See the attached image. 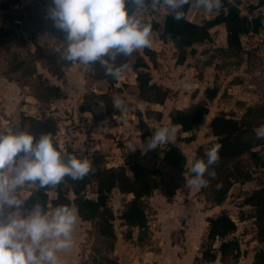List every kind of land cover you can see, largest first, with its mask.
<instances>
[{
    "label": "rangeland",
    "instance_id": "rangeland-1",
    "mask_svg": "<svg viewBox=\"0 0 264 264\" xmlns=\"http://www.w3.org/2000/svg\"><path fill=\"white\" fill-rule=\"evenodd\" d=\"M250 1L246 0L245 3H241V10L244 13L250 12V8L253 6ZM49 7L50 0H0L1 116H4L6 120L11 122L10 127L14 130H23L20 125L22 114L32 115L37 118L49 115L54 116L59 121L57 137L63 149L70 142L63 140V136L65 135L64 130L72 128L76 132L77 150L84 158L91 160L95 153L101 152L105 155L108 166L122 165L127 155H124V151L122 152L120 147L123 146L124 141L129 140V137H134L136 131L140 132L137 126L138 114L136 112L138 110L144 113V118L147 119L152 132L161 126H174L172 123V125L168 123V120L160 122L164 120L163 117L158 118L154 113L146 117L145 111L151 108L144 101L138 100V88H136L134 81L137 72L135 69V72L132 70V64L136 57L134 53L131 54L129 68L124 71L128 84L121 82L118 90L123 92L114 98L121 101L120 107H122L125 114H121L120 116V114L107 113L104 105L101 103L93 105V112H80L78 106L84 100L85 95L93 92L90 87L95 78L89 71V65L79 62H73L65 66L63 79H58L49 71L48 67H54L58 62V55L60 53L57 52V49H62L65 46L57 37L58 28L55 27L51 18L46 14ZM163 13V10L154 9L149 5L142 13L137 12V15L144 22L152 24L154 21L163 20ZM213 15H215L214 11L198 10L193 4L188 11V17L194 20H197L195 18L197 17L199 22ZM161 29L160 27L157 30H152L150 46L157 49L162 57L161 65H163L164 69L167 67L165 70L167 76H176L174 72L176 64L174 61L177 55L176 46L171 41H163L161 39ZM219 31H221L220 28L211 29L212 40L204 44H197L198 49H201L204 54L199 57L200 61L198 62L197 69L201 68V66L204 68L206 65L218 60V66L222 68L221 70L229 71H226V76L224 75L225 72H223L222 75L224 77L221 79L222 83L228 86L238 80V77L234 76L231 82L229 77H227L228 74L232 73L231 70L233 72L236 69L240 70L242 60L245 59L248 67H252L255 70L259 68L257 70L263 76L264 50L260 49V45L257 43V46H254L256 45L255 40L246 39L245 43L248 49L245 50V55L241 53L238 56L230 57L220 50V48H216L217 46L213 47L214 42L218 40L215 41L214 35ZM259 43H262L264 47V42L259 41ZM143 50L144 48H141L134 52L143 54ZM33 55L40 60L30 61ZM146 59L149 60L147 56ZM19 61H23V65L17 70H12L15 65L14 63ZM33 66H36L37 73L45 77L50 84L59 83L61 87L62 85L64 86V91L67 93L66 97H68L67 99L65 98L67 102H59L58 108L56 107V116L54 115L55 113H52L54 110L51 109V103H43L35 97L34 88L39 76L37 73L31 74V72H28V67L33 68ZM156 67H153L150 61V72ZM202 74L203 70H200V75L203 77L205 74ZM212 74L211 71L209 75ZM259 74H254V76L258 77ZM153 78L154 76H152ZM172 80H168V84L171 85ZM214 85L216 84L214 83ZM112 86L110 90L114 89V92H120L114 88V85ZM123 87H125V90H123ZM223 96H229L228 91L224 92ZM166 101L162 108L165 111L166 109L168 111L169 108H174L176 105H184L181 102L175 101L174 105L173 102ZM2 102L6 103L2 104ZM93 102L95 103V101ZM235 104L240 106L241 109L243 108L242 103ZM230 112L234 115H240L238 110ZM166 113L168 114V112ZM244 113L240 115V118H242ZM64 119L68 122H62ZM261 125L256 127V130ZM125 132L129 134L128 138L124 137ZM95 133L100 137L99 148H94L95 144H93V141H95V138L93 136ZM192 133H195L194 130L188 132L183 137L181 136V131L176 130L173 137L179 142V145L181 144L180 147L187 155L188 169H190L192 162L191 156L196 155L198 148H209L214 143L213 141H207L208 143H204V145L209 144L207 147L203 144L196 147L191 142L196 138L195 134ZM190 137H193V139L189 140ZM165 145L166 143L161 144V146ZM261 147L258 146V149ZM262 149L263 157L264 145ZM240 160L244 164L252 166V169H255V171L260 169L259 166H256L250 160L248 155L243 156ZM126 170L131 174L129 165H126ZM252 175V178L245 181V183L235 182L230 188L225 201L220 205H213L208 201L207 192H205L208 190V187L202 190L201 186L186 184V186L177 191L171 202H168L159 192L154 194L151 199H146L149 231L143 242L138 240L139 228L125 226L123 220L120 218L128 202L127 196L120 194L118 190H114L109 202L115 214L114 227L116 240L114 248L110 249L108 242L98 235L94 222L82 220L78 215L77 223L73 230V247L60 251L58 255L62 260V264H119L117 259H121L120 264H133V262L135 264H238L240 261L242 262L239 264H252L257 250L256 245L261 243L256 239V225L252 217L254 208L245 203V198L253 189L264 186L262 168L260 171L252 173ZM187 177H189V174H187ZM21 188L26 189L25 193H27V189L34 190L36 186L26 183ZM56 188L57 185H50L48 190L50 198L57 196ZM85 193L90 198L96 197V184L93 181L88 184ZM73 196L71 192L70 197L73 198ZM49 205L48 210L55 207L52 204ZM72 206L76 208L75 205ZM221 211L228 212L237 223V230L233 235L240 240L243 252L238 261L228 259L223 263L220 257L212 261L203 257L204 250L218 247L219 245V241L212 243L207 238V218ZM129 229L132 230V238L127 237Z\"/></svg>",
    "mask_w": 264,
    "mask_h": 264
},
{
    "label": "trees",
    "instance_id": "trees-1",
    "mask_svg": "<svg viewBox=\"0 0 264 264\" xmlns=\"http://www.w3.org/2000/svg\"><path fill=\"white\" fill-rule=\"evenodd\" d=\"M256 6L264 5V0H257ZM242 0H223L219 11L212 10L215 15L205 18L203 21H195L188 18V11L192 3L184 5V15L180 20L173 18V13L165 15L160 32L163 41H171L176 46V63L183 64L189 54L197 52L196 45L204 44L212 40L211 29L216 25H224L227 32V46L220 48L228 56H238L245 52L242 36L251 32H259L263 26L260 16L249 17L243 13L240 5ZM152 30L160 28V23L154 21ZM58 39L65 45V33L58 29ZM39 52V50H37ZM143 54L133 52L135 60L132 67L136 70L138 100L164 104L169 90L152 80L150 64L146 56L151 61L153 67L158 64L157 52L150 46L144 47ZM34 54V53H33ZM58 62L54 67H48L49 71L58 79H63L65 66L76 61H65L58 55ZM130 56L119 55L115 63L117 65L130 64ZM38 59L31 57L30 61ZM40 60V59H38ZM12 70H17L23 65V61L14 63ZM91 75L97 79H106L109 85H114L118 78L114 79L105 74L104 67L99 62L88 64ZM31 74L37 73L36 66L28 67ZM35 85V97L46 104L65 97L62 88L57 84H50L40 73ZM122 75V74H121ZM216 85L207 87L204 90V98L197 103L190 104L185 108L173 109L169 116L171 123L178 125V131L189 132L199 127L203 118L209 112V104L217 95ZM95 101V103L93 102ZM103 104L107 113L120 114V109L113 101L108 92H91L85 95L84 100L79 104L80 112H93L94 104ZM138 115L137 126L140 130L142 141L152 134L149 123L144 118L141 110ZM154 113L158 118L162 117L160 111L147 109L146 117ZM264 124V104H254L247 107L242 118L238 119L225 111L218 112L210 122V128L216 137L214 143L220 144L219 159L211 167L215 170L214 177H207L206 186H201L205 191L208 201L213 205L222 204L235 182L245 183L252 178V166L244 164L240 159L248 155L250 160L262 168L264 174V155L262 157V147L264 139L256 135V127ZM21 128L32 132L37 138L43 133H50L54 143L63 153H70L80 158H84L77 149L71 145H66L63 149L58 141L59 121L54 116L37 118L32 115L22 114ZM190 137L189 140H192ZM258 146H262L258 149ZM208 150L199 147L193 161L196 159H206ZM91 169L87 175L80 180H73L66 176L57 184L55 198H50L48 194L49 186L39 188L36 186L31 194L23 199L24 207L30 208L34 203L39 202L47 210L57 205H75L78 215L82 220L94 222L99 236L103 237L110 249L114 248L116 232L114 227L115 214L111 208L110 196L114 190L121 193L133 194L127 202L120 218L129 228L137 226L139 228L138 240L143 242L149 231L148 217L146 213V199L153 196L155 191L163 195L168 202L173 201L177 191L186 186L187 174L191 175L187 166V155L184 153L177 140H171L165 146L159 145L156 149L143 152L141 150L132 151L127 155L124 164L118 166H108L105 155L101 152L95 153L89 160ZM126 165L131 168V174L127 173ZM96 184V197L90 198L85 191L90 182ZM73 193V198L70 193ZM245 203L252 206L254 211L252 217L256 225V239L263 247L257 249L254 254L252 264H264V186L253 189L245 198ZM207 238L215 243L219 241L218 247L204 250L203 257L207 260H215L220 257L225 263L228 259L238 261L243 255L241 243L238 237L233 234L237 230L236 221L226 211L209 216ZM128 238H132V230L129 229Z\"/></svg>",
    "mask_w": 264,
    "mask_h": 264
},
{
    "label": "clouds",
    "instance_id": "clouds-1",
    "mask_svg": "<svg viewBox=\"0 0 264 264\" xmlns=\"http://www.w3.org/2000/svg\"><path fill=\"white\" fill-rule=\"evenodd\" d=\"M189 3L198 10L219 11L223 0H50L46 14L65 33V46L57 49L65 61L99 62L105 74L116 79L127 68L115 63L117 56H130L151 43L152 25L137 12L163 4L180 20ZM120 104L115 101L117 107ZM175 132V127L166 125L156 128L143 141V151L171 142ZM256 135L264 138V125ZM137 147L141 150L139 145H129L133 151ZM220 147L213 145L206 159L191 162L188 185L206 186L205 174L215 176L211 166L219 159ZM90 169L87 158L63 153L50 133L37 138L26 130L0 131V264H62L58 253L73 247L77 209L61 204L47 210L39 202L25 208L18 191L26 183L44 188L66 176L80 180Z\"/></svg>",
    "mask_w": 264,
    "mask_h": 264
},
{
    "label": "crops",
    "instance_id": "crops-1",
    "mask_svg": "<svg viewBox=\"0 0 264 264\" xmlns=\"http://www.w3.org/2000/svg\"><path fill=\"white\" fill-rule=\"evenodd\" d=\"M245 1L246 0H242V4L245 3ZM250 2H251V4H253V6L250 8V12L245 13V14H247L249 17L260 16L262 18V21H263V26L259 32H251V33L243 35L242 36V43H243L244 49L246 50L248 48L246 47L245 40L246 39H252V40L256 41V43H255L256 45H254V46H257V43H258V45H260V49L264 50L263 44L259 43V41L264 42V5L256 6V4L258 2L257 0H251ZM156 8L160 11L163 10V12H164L163 13L164 14L163 20H164L165 15L171 12L170 10L166 9L163 6V4L159 5ZM156 8H154V9H156ZM240 8H242V6H240ZM242 12L244 13V11H242ZM197 16H199V15H197ZM153 18H154V16H153ZM188 18L191 20H194L193 18H190V17H188ZM195 18L197 19L195 21H198V18L197 17H195ZM163 20L157 21L160 23L161 28H162ZM215 28H220L221 31H219L216 35H214L215 41L217 39L218 40L216 42H214L215 44L213 45V47L217 46L216 48H225L227 46L226 29H225L224 25H222V24L216 25L212 29L214 30ZM197 46L198 45H196L197 52L194 55L189 54L187 57V60L183 64H177V63L175 64V66H174L175 71L174 70L173 71L175 72L176 76H172V77L167 76V73L165 72L167 67H165V69H164L163 65H161V62H162L161 58L162 57L160 56L158 50L155 49L154 47L150 46L152 49H154L157 52V55H158V58H157L158 66L156 68H153V71L151 72V75L154 76V78L152 80L169 90V94H168V97L166 99L167 100L166 102L171 101V103L173 102V104L175 105L174 102L176 101L178 103L181 102L184 105H176V106H174V108H169L168 111H167V109L165 111L162 109L164 107L163 104L149 103V102H145V103L147 105H149L152 110L160 111L162 113V117L164 120L160 121V122H164L165 120L166 121L168 120L167 122L171 124L169 114L173 109L185 108V107L189 106L190 104L197 103L199 100L204 98V90L207 87L214 86V83H215L216 86L218 87L217 95L209 104L208 114L205 115V117L203 118L202 123L199 125V127L194 129L195 133H192V134H195L196 138L191 142L193 143L194 146L199 147L202 144L204 145L205 142L208 143L207 141H213L214 142V140L216 139V137L213 135V133L211 131L210 122H211L212 118L218 112L225 111L229 115H234V114H231L230 111L238 110V112H240L239 114L241 115L245 112L246 108L250 105L259 104V102H261L260 104H264V75L261 76V74H259V71H258L259 68H257L258 70L257 69L255 70L252 67H248V65L245 62V59H243L241 66H240V70L236 69L234 72H233V70H231L232 73L228 74V76H227V77H229L230 81L232 78H234V76L238 77V80H236V82L231 81L232 83L227 86V84H223L221 81V79H223L224 75L226 76L227 70L226 71L221 70L222 68H220V66H218V62H219L218 60H215V62L212 64L206 65L204 68H202V66H201V68L199 67L197 69L198 62L200 61L199 57L204 55L202 53L201 49H198ZM260 49H257V50H260ZM257 52L259 54H261L259 51H257ZM245 53H246V51L244 52V55H245ZM174 62H176V59ZM148 63L150 64L149 60H148ZM127 68H129V66H127ZM127 68H126V70H127ZM132 70H133V72H135L134 68ZM200 70H203L202 75L205 74L203 77L200 75ZM211 71L213 74L209 75V73H211ZM262 71L264 74V69ZM223 72H225L224 75H222ZM227 72H229V71H227ZM257 73L259 74V76L255 77L254 74H257ZM156 77H157V79H156ZM168 80H172L171 85L168 84V82H167ZM134 81H135L136 88H137L136 78L134 79ZM106 82H107L106 79L95 78L93 83L91 84L90 89L96 93L108 92L111 95V97L113 98V101L115 103L116 99H114V98L116 96H118L119 93L122 94V92H123L121 90H118L119 86H121V82L123 84H128L127 83L128 82L127 77L124 75V71H123L122 75L118 78V81L114 84V88L120 92H114V89L110 90V88H112L113 86L109 85V83H106ZM57 85H59V83H57ZM185 85H188V86L186 87ZM61 88H62V91H63L65 97L56 99V100L51 102V104H50L51 109L54 110L52 113L56 112V107L59 106V102L60 103L67 102L66 99L68 97H66L67 93L64 91L65 90L64 86L62 85ZM226 88H227V90H226ZM123 90H125V87H123ZM226 91H228L229 96H223L224 92H226ZM194 92H195V94H194ZM239 102L242 103V107H243L242 109L240 106L235 104V103H239ZM3 103L5 104L6 102H2V104ZM185 103H186V105H185ZM23 109H24V107H23ZM119 109L121 111L120 116H121V114H125L122 107H120ZM166 112H168V114ZM1 114L2 113L0 111V131H6L9 128H11L10 127L11 122L6 120V118L4 116H1ZM54 115L56 116V113ZM115 115H117V114H115ZM167 115H168V117H167ZM240 115H234V117L240 118ZM6 122H8V123H6ZM62 122H68V121L64 119V120H62ZM173 126L175 127L176 130L180 129V127L178 125L173 124ZM11 129H13V128H11ZM119 130H121V129H119ZM64 132H65V135L63 136V140L70 141V142H68L69 143L68 145H71L73 148L77 149L75 130L72 128H66L64 130ZM189 132H192V131H189ZM185 134H188V132H182L181 131V136L184 137ZM81 135L83 136V134H81ZM124 137L128 138L129 134H127L125 132ZM93 138H95V141H93V144H95L94 148H99L98 147V146H100L99 135L95 133ZM172 140H175V139L173 138ZM102 143H103V141H102ZM130 144L139 145L141 148V151H143V141L140 138V132L136 131V134L134 135V137H129V140L124 141L123 146L120 147L122 152L124 151V155H128L129 153H131L133 151V150L129 149ZM208 145L209 144H205L204 146L207 147ZM137 149L140 150L139 147H137ZM205 150H208V147L205 148ZM191 157H192L191 160L193 161V158L195 157V155L194 156L192 155ZM25 190L26 189H24V188H20L18 191V196L22 200L27 198L32 192V190L27 189V193H25ZM118 192H119V190H118ZM119 193L127 196V198H128L127 201H129L133 197V194H126V193H121V192H119ZM157 193H158V191H155L154 194H157ZM152 197L153 196H151L147 199H151ZM125 226H127V225H125ZM136 227L137 226H133L132 228H136ZM132 237H133V234H132ZM117 262L120 264L121 259H117ZM241 262L242 261L238 262V264ZM133 264H135V263L133 262Z\"/></svg>",
    "mask_w": 264,
    "mask_h": 264
},
{
    "label": "water",
    "instance_id": "water-1",
    "mask_svg": "<svg viewBox=\"0 0 264 264\" xmlns=\"http://www.w3.org/2000/svg\"><path fill=\"white\" fill-rule=\"evenodd\" d=\"M260 169H261V167H260ZM260 169L257 170V171H255V169H252L251 171H252V173H255V172L260 171ZM261 247H263V244H258V245H256V249H260Z\"/></svg>",
    "mask_w": 264,
    "mask_h": 264
}]
</instances>
